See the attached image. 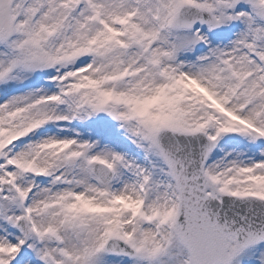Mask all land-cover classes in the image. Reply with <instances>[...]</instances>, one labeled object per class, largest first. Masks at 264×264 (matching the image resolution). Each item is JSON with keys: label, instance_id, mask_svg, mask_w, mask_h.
<instances>
[{"label": "snow or ice", "instance_id": "6c2138e0", "mask_svg": "<svg viewBox=\"0 0 264 264\" xmlns=\"http://www.w3.org/2000/svg\"><path fill=\"white\" fill-rule=\"evenodd\" d=\"M0 264H264V0H0Z\"/></svg>", "mask_w": 264, "mask_h": 264}]
</instances>
